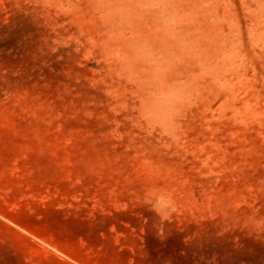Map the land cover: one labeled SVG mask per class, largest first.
Wrapping results in <instances>:
<instances>
[{
	"label": "rangeland",
	"instance_id": "obj_1",
	"mask_svg": "<svg viewBox=\"0 0 264 264\" xmlns=\"http://www.w3.org/2000/svg\"><path fill=\"white\" fill-rule=\"evenodd\" d=\"M0 264H264V0H0Z\"/></svg>",
	"mask_w": 264,
	"mask_h": 264
}]
</instances>
